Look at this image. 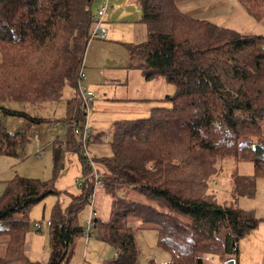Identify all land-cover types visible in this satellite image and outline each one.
<instances>
[{"label":"trees","instance_id":"16d2710c","mask_svg":"<svg viewBox=\"0 0 264 264\" xmlns=\"http://www.w3.org/2000/svg\"><path fill=\"white\" fill-rule=\"evenodd\" d=\"M237 1L254 19L264 17V0ZM136 2L146 37L126 44L131 67L146 80L174 84L175 92L161 98L171 101L169 107L157 105L146 118L115 123L108 139L111 154L96 161L106 169L100 177L112 201L109 218H95V237L120 250L110 264H136L131 221L139 219L157 231L158 245L170 255L149 264H213L206 254L216 255L221 264L230 258L238 264L240 241L260 219L252 209L216 202L206 190L219 158L253 163L252 174L233 173L234 194L252 197L257 176L264 175V35L192 17L175 0ZM92 3L0 0V102L41 108L60 100L66 85L76 89L90 39ZM79 99L73 93L66 99L65 117L53 120L80 125L84 111ZM0 111L31 123L48 121L1 104ZM66 130L65 149L77 152L83 173H90V158L77 134L70 126ZM90 134L86 146L101 140L100 133L92 140ZM29 140L24 131H9L0 123V154L18 157L17 149ZM63 151L60 141L53 144V175ZM123 189L164 207L128 199ZM82 190L65 209H52L45 264H69L83 238L77 214L90 188ZM56 192L52 179L15 175L6 181L0 196V264H40L23 253L31 228L28 212Z\"/></svg>","mask_w":264,"mask_h":264},{"label":"rangeland","instance_id":"374dc122","mask_svg":"<svg viewBox=\"0 0 264 264\" xmlns=\"http://www.w3.org/2000/svg\"><path fill=\"white\" fill-rule=\"evenodd\" d=\"M133 1V2H132ZM203 0H188L193 4ZM107 4V9L103 17V26L107 30L104 38H90L86 45L82 59L83 72L85 78L80 84L90 89L94 93L93 101L90 105L88 123L90 125V140L96 134H101L99 142L87 144L90 164H96L99 158L111 154L109 137L114 131V125L122 120H133L150 116L152 108L158 106L169 107L171 101L162 100L167 95L175 92V85L165 81L163 78L146 80L139 70L131 67L127 43L132 42L133 30L128 23L129 18L133 20L141 16V7L134 0H93L91 4L92 14H96L97 9L102 4ZM229 8V5L227 6ZM113 11H117L115 16H109ZM128 13L129 18H124ZM259 22H254L250 26L251 32L264 35V17ZM109 28H108V24ZM76 89L71 90L69 86L63 88L62 98L57 102H50L41 108H32L29 104L19 101H3L0 104L8 109L24 110L30 115L46 117L48 121L31 123L19 116H11L0 111V123L9 131H24L30 135V140L23 147L17 149L18 157L0 154V196L3 193L6 181L19 175L27 178L46 181L52 179L56 193L47 195L41 201L35 203L28 212L30 220V230L33 232L34 245L31 247V257L39 258L43 250L48 248V230L43 228L37 232L33 225L34 221L47 220L51 217L52 209L58 206L65 209L71 202L72 197L80 195L83 190L75 184L76 178H83L82 165L77 152L65 149V134L63 127L67 125L62 122L66 115V99ZM158 98V99H157ZM161 99V100H159ZM54 118H59L57 121ZM264 134V121H261ZM32 134H37L38 141L34 142ZM61 142L64 148L62 159L53 175L52 149L53 144ZM36 146L44 147L45 153L42 156L35 154ZM84 152V151H83ZM220 159V158H219ZM217 160L219 169L209 177V189L206 194L211 196L216 202L226 205H233L243 209L251 207L255 209L254 214L260 219L258 228L252 229L241 239V263L242 264H264V175L256 178L255 193L252 197L234 194L233 173L237 175H248L253 173V163L250 161H235L231 157ZM216 163V164H217ZM85 191L88 186H85ZM124 196L140 202L150 203L162 209L164 206L158 201H149L136 191L123 189ZM106 192V193H105ZM106 197L109 194L104 190ZM118 194L123 195L122 192ZM111 195V194H110ZM95 201V206L94 202ZM100 207V212H107L108 198L99 201L90 198L77 214L78 224L85 226L91 209ZM135 241L139 251L137 264H149L152 259L155 263H162L168 259V254L158 245L157 231L154 228H139L134 230ZM45 246L40 248V246ZM107 246L94 236L83 241L74 254L69 264H103L109 261L113 254L105 255ZM114 249H111V251ZM114 252V251H113ZM23 253L24 249H23ZM256 254V257H253ZM207 261L213 264H221L216 255L206 254ZM205 255V258H206ZM105 260V261H104Z\"/></svg>","mask_w":264,"mask_h":264},{"label":"crops","instance_id":"0c3cea01","mask_svg":"<svg viewBox=\"0 0 264 264\" xmlns=\"http://www.w3.org/2000/svg\"><path fill=\"white\" fill-rule=\"evenodd\" d=\"M130 1V0H128ZM136 2V0H134ZM133 2V1H132ZM177 7L184 13L198 18V19H205L213 24H215L218 27H225V28H230L234 29L240 33L243 34H255L251 32L250 26L254 24V22H259L258 20L254 19L252 16H250L240 5V3L237 0H203L199 1L196 4H193L192 2H188V0H175ZM137 3V2H136ZM229 5V8L227 7ZM117 14V11H113L109 14V16H115ZM130 16L128 13H125L124 18H129ZM128 23L131 25L132 30H133V41L132 42H138L143 40L146 37V27L144 23H142L139 20V16L136 17V19L133 20L129 18ZM108 28H109V24ZM103 25V24H102ZM106 35H107V30H106ZM105 35V37H106ZM138 70V69H136ZM158 99V98H157ZM92 129V128H91ZM28 136V135H27ZM30 138V135L28 136ZM92 168L95 169L100 175H102L104 172H106L105 167L101 163H96L95 165L92 164ZM106 193V192H105ZM104 193V189H101L95 193L94 199L96 200V205L98 206L99 201L103 200L104 198H108V203L109 205L107 206V212L103 214L100 212V207L95 208L97 211V218L99 219H108L110 215V208H111V201H112V196L109 194V197ZM127 196V195H126ZM125 196V197H126ZM95 206V201L93 202ZM96 207V206H95ZM251 209V207L249 208ZM253 211H255L254 208H252ZM131 226L133 229H139V228H152L143 225L141 220L139 219H134L131 221ZM258 228V227H257ZM43 228L41 229H35L37 232H40ZM257 229H255L256 231ZM250 232V231H249ZM248 232V233H249ZM247 233V234H248ZM246 234V235H247ZM33 232L28 231L25 235L24 243H23V249L25 252V255L32 261L38 262L40 264H45L48 260L49 257V251L48 248L45 246L41 245L40 248H44L43 253L40 254L39 258H32L31 257V247L34 245V237H33ZM83 238H80L77 242V251L78 248L81 244H83ZM101 243L104 244V246H107L105 250V255L108 257L110 253L113 254L112 258L109 261H105L104 263H108L112 261V259L115 256L116 248L99 240ZM240 248H241V242H240ZM239 248V260L238 264L241 263V251ZM111 249H114L111 251ZM163 250V249H162ZM114 251V252H113ZM165 251V250H164ZM168 254V259L170 258V255L167 251H165ZM257 255L254 254L253 257H256ZM139 259V258H138ZM152 260V259H151ZM138 261L136 262V264ZM80 264V262H78Z\"/></svg>","mask_w":264,"mask_h":264},{"label":"built area","instance_id":"2783aa9c","mask_svg":"<svg viewBox=\"0 0 264 264\" xmlns=\"http://www.w3.org/2000/svg\"><path fill=\"white\" fill-rule=\"evenodd\" d=\"M107 9V4H102L98 9L96 14L92 15V23L91 28L89 32V38L99 37L104 38L106 35V28L102 25L103 17L105 14V11ZM85 78V74L83 72V66L82 64L79 67L78 74H77V87L76 92L79 96L80 104L82 106V109L84 111V119L82 123L79 125L76 122L71 123L70 125H65L63 127V131L67 129L68 126L72 127L74 133L77 134V142L81 143L84 148V154L88 155L87 152V146L86 141L90 134V125L88 123V114L90 111V105L93 101L94 93L92 90L87 89L83 85L80 84V81ZM31 138L34 142L38 141L37 134H32ZM45 153L44 147L36 146V152L35 154L38 156H42ZM101 175L92 168L90 173L83 174V178H76L75 184L78 187H90V198L93 200L95 193L101 189H104V182L102 181ZM91 209L89 212L88 219L86 220L85 226L82 228V237L83 240H87L88 238L94 236V225H95V218L97 217V211L94 208L93 204L91 203ZM33 225L36 229L45 228L50 225V219L47 220H40V221H34ZM119 249L116 248L115 256L116 258L119 253ZM205 259H209L207 256ZM111 262V261H110ZM104 263V264H110Z\"/></svg>","mask_w":264,"mask_h":264},{"label":"water","instance_id":"95a60500","mask_svg":"<svg viewBox=\"0 0 264 264\" xmlns=\"http://www.w3.org/2000/svg\"><path fill=\"white\" fill-rule=\"evenodd\" d=\"M224 264H235L234 259L230 258L224 261Z\"/></svg>","mask_w":264,"mask_h":264}]
</instances>
